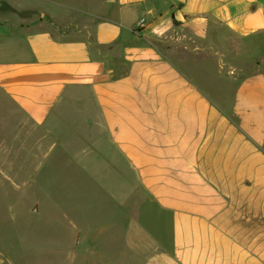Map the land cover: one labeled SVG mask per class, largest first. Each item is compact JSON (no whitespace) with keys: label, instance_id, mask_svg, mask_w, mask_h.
<instances>
[{"label":"crops","instance_id":"1","mask_svg":"<svg viewBox=\"0 0 264 264\" xmlns=\"http://www.w3.org/2000/svg\"><path fill=\"white\" fill-rule=\"evenodd\" d=\"M24 1L0 0V41L23 46L0 58L30 130L16 153L32 176L16 183H76L79 213L42 249L16 246L22 264H264V56L229 96L149 42L260 35L264 0H106L104 15L75 2L76 27L43 11L27 25L39 7ZM134 38L148 43L111 78Z\"/></svg>","mask_w":264,"mask_h":264},{"label":"rangeland","instance_id":"2","mask_svg":"<svg viewBox=\"0 0 264 264\" xmlns=\"http://www.w3.org/2000/svg\"><path fill=\"white\" fill-rule=\"evenodd\" d=\"M54 1L56 4H52L51 0H25L24 10L32 8L31 5L35 8L37 4L39 9L34 13L25 11L24 22L41 19L40 11H43L42 19L47 22L55 21L60 27H76L71 24L77 21L75 15L85 17L86 14L68 10L74 7L72 4L75 2L81 10H92L103 15L107 12L104 7L106 0ZM149 42L177 64L199 73L205 87L206 83L226 85L229 96L234 83L228 77L236 75L238 78L249 70L259 68V56H264V33L245 39L233 37L224 44L213 42L199 51L185 48L177 40L151 39ZM147 43L145 39H130L120 47L121 55L110 56V60L118 66L110 75L111 78L123 73L127 59L132 55L129 49L142 50ZM20 47H23L21 43L0 41V58L15 56L13 50H19ZM23 126L13 104L0 91V264H22V256L16 254V246L42 249L54 238L48 231H62L71 227L66 224L64 212L72 216L79 213L78 199L72 198L73 192L69 187V184L75 186L76 183H16L17 180L30 179L32 176L31 171H17L22 168L21 164L18 166L22 157L17 155L16 149L22 142L17 137L25 131ZM29 131L27 129L25 132ZM27 167L30 169L31 165ZM125 254L128 257V253ZM26 264L36 263L29 258Z\"/></svg>","mask_w":264,"mask_h":264},{"label":"trees","instance_id":"3","mask_svg":"<svg viewBox=\"0 0 264 264\" xmlns=\"http://www.w3.org/2000/svg\"><path fill=\"white\" fill-rule=\"evenodd\" d=\"M113 78H119V77H113Z\"/></svg>","mask_w":264,"mask_h":264},{"label":"water","instance_id":"4","mask_svg":"<svg viewBox=\"0 0 264 264\" xmlns=\"http://www.w3.org/2000/svg\"><path fill=\"white\" fill-rule=\"evenodd\" d=\"M179 1H184V0H179ZM2 261V260H1Z\"/></svg>","mask_w":264,"mask_h":264}]
</instances>
